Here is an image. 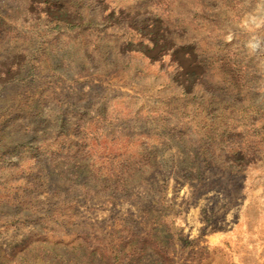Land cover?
Segmentation results:
<instances>
[{"label": "rangeland", "instance_id": "1", "mask_svg": "<svg viewBox=\"0 0 264 264\" xmlns=\"http://www.w3.org/2000/svg\"><path fill=\"white\" fill-rule=\"evenodd\" d=\"M0 264H264V0H0Z\"/></svg>", "mask_w": 264, "mask_h": 264}]
</instances>
